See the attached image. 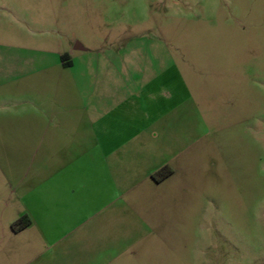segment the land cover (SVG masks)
<instances>
[{"label":"rangeland","instance_id":"rangeland-1","mask_svg":"<svg viewBox=\"0 0 264 264\" xmlns=\"http://www.w3.org/2000/svg\"><path fill=\"white\" fill-rule=\"evenodd\" d=\"M15 100L140 132L42 213L51 157L0 155V264H264V0H0V147Z\"/></svg>","mask_w":264,"mask_h":264},{"label":"crops","instance_id":"crops-1","mask_svg":"<svg viewBox=\"0 0 264 264\" xmlns=\"http://www.w3.org/2000/svg\"><path fill=\"white\" fill-rule=\"evenodd\" d=\"M79 50H84V48ZM65 56L67 57L70 55ZM59 63L60 66L70 67L72 61H63L61 58V62ZM122 102V100L119 102L120 107ZM32 103L28 102L27 105L34 110L36 108L40 109L43 115H31L32 113L30 114L29 111L28 113L30 115H20V106H18V102L16 100L10 102L11 109L15 110V113L11 114L9 117V123L13 131L9 137L10 144H5L0 147V155H23L24 151L22 150L25 148V150H27L25 151L26 155L51 157L50 165L47 161H42L46 162L44 164L46 167L41 170L46 172L51 171L53 173L51 179L58 180L59 182L53 183V181H51V183L48 184V182L44 181L40 183L39 186L28 184L27 188L29 190L24 194V197L28 200L33 196H35L34 199H38L35 201V209L38 213H42L41 211L43 208H45V212H47L48 208H46L44 204L40 205V201L43 202L48 196L59 201V208L64 201L66 204L69 202V204H81V200L87 197H82V191L77 190L76 187H71V185L73 181L74 183L83 182V172L87 173L86 170L83 171V168L89 167V171L91 172L94 165V170L97 169V159L99 156L105 157L115 153L124 145V141L136 138V135L140 131H136L133 134L131 131L127 132V130H129V121L125 122L127 121L125 117L116 116L113 118L112 114L114 109L109 106H100L96 104L93 108L94 116H91L89 120L87 119V123L90 124L92 130L94 142L91 143L90 146H83V143L81 144V140L77 136L69 132H64L65 119L58 116V110L59 108L60 110L63 109V104L65 103L61 104L60 102L54 101L50 103L54 105L49 106L40 104L36 106V103ZM154 103L155 102H151L149 106L151 107ZM133 104L136 109L144 110V114L146 115V107L148 104H140L138 101H134ZM142 104L144 106H142ZM0 107L2 108V106ZM81 120L82 119L79 117L69 118L67 124L72 121L81 123ZM63 134H65V137H62L64 141H58ZM66 140H68L69 143L66 142ZM91 177V175L87 176L86 180L92 181V179H90ZM77 187H79V185ZM90 200L91 198L87 202H90ZM72 212L76 215L79 210L77 211V209H75Z\"/></svg>","mask_w":264,"mask_h":264},{"label":"water","instance_id":"water-1","mask_svg":"<svg viewBox=\"0 0 264 264\" xmlns=\"http://www.w3.org/2000/svg\"><path fill=\"white\" fill-rule=\"evenodd\" d=\"M74 49H83V47L79 43H76Z\"/></svg>","mask_w":264,"mask_h":264},{"label":"trees","instance_id":"trees-1","mask_svg":"<svg viewBox=\"0 0 264 264\" xmlns=\"http://www.w3.org/2000/svg\"><path fill=\"white\" fill-rule=\"evenodd\" d=\"M63 61H65V60L63 59ZM29 222H30V220H29V219H27V220H26V223H25V225H23V227H24V226H26V225H28V224H29Z\"/></svg>","mask_w":264,"mask_h":264}]
</instances>
